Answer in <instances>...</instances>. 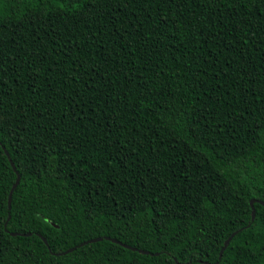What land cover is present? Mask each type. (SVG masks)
Segmentation results:
<instances>
[{
    "label": "trees",
    "instance_id": "obj_1",
    "mask_svg": "<svg viewBox=\"0 0 264 264\" xmlns=\"http://www.w3.org/2000/svg\"><path fill=\"white\" fill-rule=\"evenodd\" d=\"M259 202L264 0H0V264H264Z\"/></svg>",
    "mask_w": 264,
    "mask_h": 264
},
{
    "label": "water",
    "instance_id": "obj_2",
    "mask_svg": "<svg viewBox=\"0 0 264 264\" xmlns=\"http://www.w3.org/2000/svg\"><path fill=\"white\" fill-rule=\"evenodd\" d=\"M3 150H4V148H3ZM4 152H5V154H6L7 157H8L7 152H6L5 150H4ZM10 164H11V166L13 167V164H12L11 161H10ZM13 169H14V168H13ZM18 182H19V176H17L16 181H15V183H14V185H13L11 191H10L9 197H8V202H7V208H8V210H10L11 193H12L13 189L17 186ZM259 204L262 205V206H264V203H263V202H259ZM250 206H251V220H253V219H254V216H255V211H254V209H253V200L250 201ZM9 218H10V216H9V214H8V218H7V220H8ZM13 235H15V234H13ZM233 236H234V234H232V235H231V236H230V237L224 242V244H223V246H222V248H221V250H220V252H219V256H218L219 259H220L221 255H222L224 249L227 247L229 241L231 240V238H232ZM40 237H41V236H40ZM41 239L45 242V239H44V238L41 237ZM100 240H101V238H96V239H92V240H90V241H88V242H86V243H91V242L93 243V242H97V241H100ZM111 241H112V242H115V240H111ZM86 243H83V244H86ZM123 246L126 247V248H128V249L135 250L134 248H131V247H129V246H126V245H123ZM72 250H74V248L69 249V250H67L66 252H70V251H72ZM139 252H142V251H139ZM142 253H147V252H142Z\"/></svg>",
    "mask_w": 264,
    "mask_h": 264
}]
</instances>
